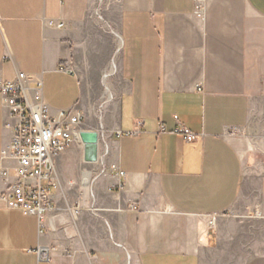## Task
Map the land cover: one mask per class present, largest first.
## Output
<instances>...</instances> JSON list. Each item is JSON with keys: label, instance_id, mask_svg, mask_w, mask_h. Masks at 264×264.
I'll list each match as a JSON object with an SVG mask.
<instances>
[{"label": "crops", "instance_id": "crops-1", "mask_svg": "<svg viewBox=\"0 0 264 264\" xmlns=\"http://www.w3.org/2000/svg\"><path fill=\"white\" fill-rule=\"evenodd\" d=\"M19 72L98 157L79 140L76 179L56 157L44 226L0 198V264H264V0H0V79ZM12 121L0 99V196Z\"/></svg>", "mask_w": 264, "mask_h": 264}, {"label": "built area", "instance_id": "built-area-1", "mask_svg": "<svg viewBox=\"0 0 264 264\" xmlns=\"http://www.w3.org/2000/svg\"><path fill=\"white\" fill-rule=\"evenodd\" d=\"M50 24L59 27L65 25L57 21H50ZM26 80L24 72H19L14 81L0 79V99L9 109L13 120L9 124L14 132L12 156L18 162V183L8 187L0 198L7 207L36 216L44 226L47 214L53 208L52 192L59 186L55 159L81 140L82 115L71 110H60L57 116L52 115L42 93V84L29 93L24 83ZM161 131H165L163 125ZM177 131L183 132L188 141L194 139V135L186 128ZM107 153L106 148L101 158L102 164ZM110 168L115 169L116 166L111 164ZM105 171L103 167L102 172ZM120 174L125 173L120 171ZM207 223L215 227L217 214ZM49 257L47 248L39 250L41 260Z\"/></svg>", "mask_w": 264, "mask_h": 264}, {"label": "water", "instance_id": "water-1", "mask_svg": "<svg viewBox=\"0 0 264 264\" xmlns=\"http://www.w3.org/2000/svg\"><path fill=\"white\" fill-rule=\"evenodd\" d=\"M84 143L85 160L87 162H96L98 157L99 132L95 130H83L80 133Z\"/></svg>", "mask_w": 264, "mask_h": 264}, {"label": "rangeland", "instance_id": "rangeland-1", "mask_svg": "<svg viewBox=\"0 0 264 264\" xmlns=\"http://www.w3.org/2000/svg\"><path fill=\"white\" fill-rule=\"evenodd\" d=\"M73 151L75 152V158H74V162H72V164L69 167V170L66 173L68 179H76L77 176L76 165H78L79 161L82 160V148L76 144V146L73 147Z\"/></svg>", "mask_w": 264, "mask_h": 264}, {"label": "bare ground", "instance_id": "bare-ground-1", "mask_svg": "<svg viewBox=\"0 0 264 264\" xmlns=\"http://www.w3.org/2000/svg\"><path fill=\"white\" fill-rule=\"evenodd\" d=\"M108 77V75L106 76V78ZM106 80V79H105ZM91 175H92V172L91 171H89V170H87L86 171V173H85V177H84V180H85V182H89L90 181V179H91Z\"/></svg>", "mask_w": 264, "mask_h": 264}]
</instances>
